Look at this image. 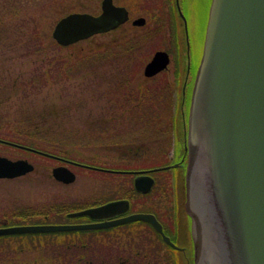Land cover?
Listing matches in <instances>:
<instances>
[{"label":"rangeland","instance_id":"374dc122","mask_svg":"<svg viewBox=\"0 0 264 264\" xmlns=\"http://www.w3.org/2000/svg\"><path fill=\"white\" fill-rule=\"evenodd\" d=\"M208 2L209 0H186L185 2V11L192 28L194 43L199 33H203L205 28ZM74 4L77 12L89 10V0H75ZM16 7V12H13L5 0H0V40H2L0 41V81L6 84L5 87L2 84L0 89V115L2 116H0V123L27 126L10 132L6 135L7 138L25 141L28 137H32L34 146L27 145L28 147L65 156L85 164L93 162L91 164L103 165L107 163L102 160L104 156L126 154L130 149L138 154L143 146L147 149L151 144L154 146V139L149 135V131L159 135L158 145L164 144L166 139L163 133H166V147L163 148L166 152L162 155L157 147L156 166L168 164L172 151L169 130L171 121L162 109L171 108L175 104L176 99L172 90L176 87V83L172 80L171 74L173 65L170 66L169 73L164 72L155 78H147L144 75L146 64L151 61L154 51L160 48V39L152 43L151 38L128 25L112 33L96 35L73 46L61 47L52 34L59 17L68 10L54 6L47 7L45 12L40 14L34 10L35 8L23 5ZM133 40L135 48L139 50L137 53H140L145 61L138 79L143 81L144 91H150L152 88L160 94L149 92L148 98L144 99L143 103L141 101L140 106H136L140 108L141 118L131 127L127 119L119 120L124 122V125H121L118 119L114 118V115L117 117L118 113L112 111L113 107H123L114 103L118 96L124 95L123 91L118 89L116 82L121 77L119 74L121 69L111 65L112 62L118 61L97 57L101 54L109 56L112 52L120 55L117 48L120 47L122 50L124 48L122 44L132 43ZM38 43H41V49L38 48ZM42 48L47 50L42 51ZM100 48L104 50L101 53L98 51ZM31 50L36 51L39 56L30 55ZM43 57L45 58L43 69L48 67L46 60L55 59V62H61L66 68L67 73L64 76L67 81L58 82L55 88L50 82L46 86H39L36 81L35 84L33 83L35 88L25 86L24 83L34 79L32 74L37 67H41V62L36 60H42ZM33 60L36 61L37 67ZM125 77L123 73L120 80H124ZM14 79L18 82L11 88L10 85ZM21 88L22 91H20ZM15 91L19 92L15 93ZM149 109L156 115L155 121L148 119L149 123L155 124L152 130H147L145 126L148 127V124L141 122L143 117L150 113ZM30 116L33 117L32 122H28ZM140 123L142 124L138 125ZM140 126L144 127L140 128ZM0 154L12 160H29L35 167V170L26 176L15 180H0V214L3 217L6 215L14 223L39 222L41 217L28 215L36 210L40 212L44 206L52 204L54 192L60 191V194L75 196L84 192L80 181H84L86 170L73 167L80 179L67 190H63L58 188L52 180V169L57 165L56 161L3 145L0 146ZM140 157L142 154L137 158L136 166L145 165L146 160L144 163L138 161ZM110 162L117 163L115 160H109L108 163ZM182 186L184 185L181 182L180 205L184 208L186 201ZM167 194L166 209L169 212V223L172 227L171 185ZM181 218L185 223L184 218ZM61 241L57 239L55 242L49 237L0 238V264H61L55 256L57 251L54 252L56 247L63 246ZM48 245L53 249L50 250Z\"/></svg>","mask_w":264,"mask_h":264},{"label":"water","instance_id":"95a60500","mask_svg":"<svg viewBox=\"0 0 264 264\" xmlns=\"http://www.w3.org/2000/svg\"><path fill=\"white\" fill-rule=\"evenodd\" d=\"M179 11L187 28L180 7ZM127 20L128 11L110 0L98 16L73 13L62 18L52 36L67 47L114 30ZM169 63L168 53L159 51L144 75L153 77ZM186 150L185 207L192 222L194 263L264 264V0H212L192 91ZM34 170L27 160L0 156V179L19 178ZM53 173L67 184L76 179L66 167ZM120 204L71 216L98 218ZM133 221L151 222L166 243L178 249L156 217L148 214L100 226H11L0 228V237L90 230Z\"/></svg>","mask_w":264,"mask_h":264},{"label":"flooded vegetation","instance_id":"af4514ba","mask_svg":"<svg viewBox=\"0 0 264 264\" xmlns=\"http://www.w3.org/2000/svg\"><path fill=\"white\" fill-rule=\"evenodd\" d=\"M5 1L13 12H16L17 5L35 8L34 10L40 14H43L47 7H62L68 11L59 17L60 21L62 18L73 13H88L98 16L103 13L105 2L110 0H89V10L85 12L76 11L75 0ZM185 2L186 0H111L113 6L125 8L128 11L129 19L123 25L108 33L131 25L132 29L140 30L139 33L151 38L150 42L152 41V43L158 42L160 39V48L154 51L151 60L159 51L168 53L170 58L168 68L150 78H155L164 72L169 73L170 66L173 65L171 74L172 80L176 83L174 94L176 102L173 107L162 109L171 121L169 124L171 139L170 137L169 139L172 144V151L170 152L171 158L168 164L164 163L156 166L158 148L162 155L166 152L163 149L166 147V133H163L166 139L164 144L160 143L158 145L157 137L159 135L153 131H149V135L154 139V146L151 144L149 149L143 146L138 154L133 153L130 149L126 154L107 155L102 159L107 162L106 164L96 165L78 162L65 156L45 152L44 150H38L42 153L31 152L23 148L28 146L6 137L10 132L27 125L0 123V146L3 145L21 151H28L57 162V165L52 169V180L58 188L67 190L68 187L79 181L80 176L78 177L73 167L86 170L84 172V181H80L84 189L83 194L75 196L72 194H60V191L54 192L51 199L52 204L44 206L38 215L41 217L39 222L32 223L31 225L100 226L115 223L131 215L148 214L156 217L162 226L163 233L178 247V249H174L166 243L163 235L148 221H133L98 229L93 227L94 229L90 230L39 234L38 237L41 238L49 237L55 242L57 239L63 241V246L58 247L60 251H54L57 259H73L74 264H190V262L194 264L192 222L186 211V207L184 206L183 208L180 205V184L182 182L185 186H182V189L183 192L185 190L183 195L186 201L185 181L188 163L186 142L191 97L203 55L212 0H209L207 5L205 28L203 33H199L200 36H197L196 43H194L192 28L185 11ZM179 7L187 21V28L180 14ZM137 20L141 23L134 24ZM167 36L168 39H166ZM112 111L118 113V116L115 117L116 115H114V118L118 119V121L127 119L131 127L141 118L139 107H113ZM148 119L155 121L156 115L154 111L151 110L141 121L142 123L145 122L144 124H148V127L145 126L147 130H152L151 128L155 124L154 122L152 124L151 122L149 123ZM119 123L124 125V122L119 121ZM143 127L140 126V128ZM141 154L142 157L138 161L144 163L146 160L145 165L136 166V163H138L137 158ZM162 155L160 157L164 158ZM109 160H115L117 163H108ZM127 162L128 164H124ZM58 167H66L71 170L76 176L75 181L67 184L57 180L53 172ZM168 183L170 184L168 185ZM170 185L173 193L171 203L173 206V229L169 223V212L166 209L167 192ZM115 202H121L119 208L105 213L102 217L71 216L80 211ZM181 217L184 218L185 223H183ZM11 220L6 215L3 217L0 214V228H7L13 225H27L14 223ZM4 237L7 238L9 236ZM67 248L68 250H66Z\"/></svg>","mask_w":264,"mask_h":264},{"label":"trees","instance_id":"16d2710c","mask_svg":"<svg viewBox=\"0 0 264 264\" xmlns=\"http://www.w3.org/2000/svg\"><path fill=\"white\" fill-rule=\"evenodd\" d=\"M0 41H2V40H0ZM28 42H30V41H28ZM132 43L127 42L125 44H122V45H124V48H122V50L120 49V47H118L117 50L120 52V55H117L116 53L112 52V54H109V56L108 55L106 56V54H101L100 57H97V58L106 59V60L109 59L112 61H114V60L118 61L117 63L112 62L111 65H114L118 69H121L120 73H119V74H121V77L118 76L120 78L118 80H116V82H117V85L119 87L118 89L123 91L122 93L124 95H122V97L118 96L117 99L114 100V103L118 106H123V107L140 106V102L142 101V103H143L144 99L148 98L149 92L150 93L152 92L154 94H156V93L160 94V93L154 91L155 89H152V88L150 89V91H147V90L144 91L145 87L143 86V81L138 79V75L141 73V70L144 67L145 61L143 59L144 57L142 58V55L140 53L139 54L137 53V52H139V50H138V48H135L134 40ZM40 45H41V43H38V48L40 47L39 49H41ZM109 49H111V48H109ZM45 50H47V48H42V51H45ZM98 51L101 53V51H104V50L102 48H100ZM32 54L39 56V54H37L36 51H34V50L30 51V55H32ZM43 59L45 60L44 57L42 58V60H36L38 62H41V67H39V68L37 67V64L35 63L36 61L34 62V60H33V62L36 64V67H37L36 71L32 74L34 79L33 80L31 79L27 83L23 82L25 86L35 88L34 84L36 81L39 86H44V85L46 86L50 82V83H52L53 88H55L58 85V82L67 81L65 79L66 76H64L65 73H67L66 68L64 66H62L61 62L60 63L55 62L54 61L55 59H52L50 61L46 60L48 62V65H47L48 67H46L47 69H43V66H42L44 63ZM84 61H86V59ZM35 64H33V65H35ZM34 69H35V67H34ZM76 69H78V68H76ZM123 73L126 75V77L123 78L124 80L121 81L120 79H122ZM119 74H117V75H119ZM17 82H18V80L14 79V81L11 82V85H10L11 88H13L15 86V84H17ZM2 84H3V86L6 85L0 81V89H2ZM113 89H114V87H113ZM20 91H22V88ZM16 92H19V91H15V93ZM172 92L175 94V88L174 87H173ZM174 99H175V97H174ZM32 118L33 117L30 116L28 119V122H32L33 121ZM31 139H33V138L28 137L27 140H25V141H22L21 139H18V138H14L12 140L20 142L23 145H26V146L30 145L33 147L34 145L32 144ZM91 163H93V162H91ZM38 215H39V211L36 210L34 212L29 213L28 216H36L37 217ZM28 237L31 238V237H38V236L29 235ZM64 244H66V243H64ZM48 248L50 250L53 249V248H51V246L49 247V245H48ZM56 250H60V249L58 247H56V249L54 251H56ZM58 260L60 261L61 264L63 262H65L66 264H72V263L74 264L73 259L58 258ZM67 262H69V263H67Z\"/></svg>","mask_w":264,"mask_h":264}]
</instances>
